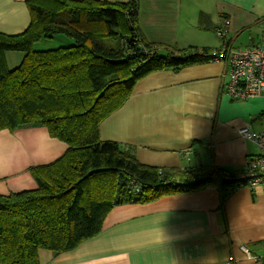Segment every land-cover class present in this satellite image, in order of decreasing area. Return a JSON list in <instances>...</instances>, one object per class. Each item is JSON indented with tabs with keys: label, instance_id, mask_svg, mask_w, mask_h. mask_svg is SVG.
<instances>
[{
	"label": "crops",
	"instance_id": "1",
	"mask_svg": "<svg viewBox=\"0 0 264 264\" xmlns=\"http://www.w3.org/2000/svg\"><path fill=\"white\" fill-rule=\"evenodd\" d=\"M25 1L0 0V33L17 35L27 28ZM137 5L140 30L155 45L217 49L211 32L223 19L230 21L232 45L242 35L248 45L241 49L260 44L264 0H137ZM21 58L7 53L8 67ZM225 74V63L209 62L143 77L100 124V139L129 147L143 165L175 171L216 166L237 171L243 180L260 152L238 131H264V98L232 100L223 91ZM66 149L43 127L0 131V194L33 190L29 169L53 162ZM38 258L39 264H264V185L251 190L243 180L224 201L217 186L207 185L116 206L99 234L57 255L40 250Z\"/></svg>",
	"mask_w": 264,
	"mask_h": 264
},
{
	"label": "trees",
	"instance_id": "2",
	"mask_svg": "<svg viewBox=\"0 0 264 264\" xmlns=\"http://www.w3.org/2000/svg\"><path fill=\"white\" fill-rule=\"evenodd\" d=\"M25 5L27 28L17 35L0 33V131L43 127L67 149L53 162L29 169L33 190L0 194V264H39L40 250L70 251L99 234L116 206L207 185L217 186L224 201L243 182L237 171L216 166L175 171L143 165L129 147L99 134L100 124L122 107L140 79L214 62L212 53L224 39L213 50L149 43L138 24L137 0ZM56 35L73 45L35 50ZM9 52L22 55L14 68L6 62Z\"/></svg>",
	"mask_w": 264,
	"mask_h": 264
},
{
	"label": "built area",
	"instance_id": "3",
	"mask_svg": "<svg viewBox=\"0 0 264 264\" xmlns=\"http://www.w3.org/2000/svg\"><path fill=\"white\" fill-rule=\"evenodd\" d=\"M230 21L222 20L214 29L215 35L225 42L212 53L214 62L226 64L223 83L224 93L236 101L264 98V19L260 44L245 49H234L228 41ZM239 136L259 147V156L251 160L243 174L245 187L254 189L264 185V131L256 132L248 127L238 131ZM243 187V186H242Z\"/></svg>",
	"mask_w": 264,
	"mask_h": 264
},
{
	"label": "rangeland",
	"instance_id": "4",
	"mask_svg": "<svg viewBox=\"0 0 264 264\" xmlns=\"http://www.w3.org/2000/svg\"><path fill=\"white\" fill-rule=\"evenodd\" d=\"M211 35L213 37V44L214 46H216V48H218L221 44V41L215 36L214 33L211 32ZM245 39H247V36L244 37L243 35L237 40V45L241 46L240 48H244L245 46H247V42L245 41ZM229 44L230 46H233V48H238L236 46H234V44H231V41L229 40ZM73 45V42L68 39L67 37L63 36V35H56L54 37H52L51 39H47V40H41L40 42H38L37 44H35L34 48L35 50H51V49H56V48H60V47H69ZM13 55H20L19 52H10ZM14 65H10L9 68H14V66L16 67L19 63H13ZM12 66V67H11Z\"/></svg>",
	"mask_w": 264,
	"mask_h": 264
},
{
	"label": "bare ground",
	"instance_id": "5",
	"mask_svg": "<svg viewBox=\"0 0 264 264\" xmlns=\"http://www.w3.org/2000/svg\"><path fill=\"white\" fill-rule=\"evenodd\" d=\"M243 249V248H242Z\"/></svg>",
	"mask_w": 264,
	"mask_h": 264
}]
</instances>
